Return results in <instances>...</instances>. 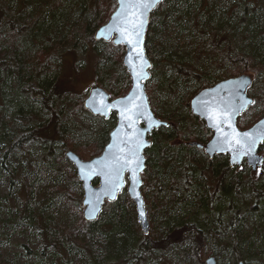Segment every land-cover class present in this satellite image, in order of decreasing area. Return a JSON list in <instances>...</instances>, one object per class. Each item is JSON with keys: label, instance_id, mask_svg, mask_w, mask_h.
Instances as JSON below:
<instances>
[{"label": "trees", "instance_id": "1", "mask_svg": "<svg viewBox=\"0 0 264 264\" xmlns=\"http://www.w3.org/2000/svg\"><path fill=\"white\" fill-rule=\"evenodd\" d=\"M115 9L116 0H0V168L9 174L10 185L17 181L21 186L23 213L33 211L34 174L43 176L48 170L55 174V185L39 205L61 201L69 209L64 228L54 229L43 214L37 216L41 257L50 264L69 253L81 264H205L213 256L217 264H250L242 251L241 227L255 210L257 222L264 217V164L253 172L246 164L230 168L227 156L209 160L189 143L206 144L211 131L191 113L181 117L171 105L180 102L189 83L195 86L186 106L201 89L248 75L250 111L260 112L238 126L247 129L260 119L264 0H163L151 12L145 49L152 67L145 89L155 116L167 125L152 131L145 151L141 193L147 234L125 188L114 201L104 203L96 220L85 221L82 184L65 157L67 151L82 160L100 155L117 120L115 113L104 119L83 108L89 91H72L61 72L62 62L91 53L96 83L112 99L130 89L122 64L125 47L94 40ZM172 25L190 44L181 46L178 35L168 36ZM168 64L181 66L177 74H167ZM245 192L252 197L247 204L238 200ZM223 211L234 214L232 242L218 235L216 224ZM263 227L260 223L258 231ZM228 253H234V263L227 260ZM259 258L264 264L263 251ZM0 264H8L1 252Z\"/></svg>", "mask_w": 264, "mask_h": 264}, {"label": "water", "instance_id": "2", "mask_svg": "<svg viewBox=\"0 0 264 264\" xmlns=\"http://www.w3.org/2000/svg\"><path fill=\"white\" fill-rule=\"evenodd\" d=\"M162 1L116 0V9L109 20L96 31L94 40L125 47L122 64L130 77V89L124 96L110 99L102 87L91 88L83 101V108L104 119L115 113L116 125L99 156L84 161L73 151L65 153L82 184L83 219L88 222L96 220L104 203L114 201L126 187L144 234L149 231L141 193V174L146 169L144 152L151 146L148 135L167 125L153 113L145 89L152 67L145 49L146 32L151 12ZM145 3L147 7H144ZM140 21H143L142 27ZM134 24L139 31V43L135 42ZM130 40L133 43H129ZM251 82L248 75L230 77L201 89L191 98L192 114L204 121L207 129L212 131V137L205 145H189L204 148L210 160L214 156L226 155L230 168L240 166L245 160L246 165L255 171L264 163V157L259 154L260 146L264 144V114L246 130L239 129L237 125L238 118L253 103L246 93ZM95 179L98 180L97 185L93 184ZM205 264H217V261L210 256ZM236 264L246 263L239 261Z\"/></svg>", "mask_w": 264, "mask_h": 264}, {"label": "rangeland", "instance_id": "3", "mask_svg": "<svg viewBox=\"0 0 264 264\" xmlns=\"http://www.w3.org/2000/svg\"><path fill=\"white\" fill-rule=\"evenodd\" d=\"M166 32L168 36L178 35V29L174 27V25L169 26ZM177 40H179L181 46L190 44V40L186 39L185 33L179 34ZM94 65L95 59L92 58L91 53L77 60H74V58L70 56V58L62 62L61 72L64 74L65 78L70 81L69 86L72 88V91L81 94L82 92L89 91L94 86L98 85L102 87L100 84L96 83ZM164 67L167 74L172 75L174 73L177 74L181 66L168 64ZM184 86L186 87L181 94L180 102L171 105V107H177L181 117L189 118V113L192 114V112L190 106H186V102L191 96L195 84L189 83ZM250 107L238 118L237 125L242 123V125L245 126L248 124L247 117L252 119L260 112V108L252 112L250 111ZM174 141L175 140L171 141V144H174ZM59 154L57 156H59ZM260 154L264 156V153ZM198 157L200 161L203 162V157L201 155ZM212 160L214 161V158ZM35 164L36 163L33 165L35 166ZM242 164H245V161H243ZM240 167H235V169H240ZM27 172L29 174L31 173L30 171ZM245 173L246 172H243V175ZM34 179L37 193L34 197L33 211L30 212L28 210L23 213L24 196L21 186L17 181L10 185L9 174L4 169L0 168V252L3 254L8 264H46V262L50 264L48 259H44V255L41 257L42 253L39 246L41 238L36 227L38 221L37 216L40 214H43V218L47 220V225L54 229H57L58 226L64 228L67 225L69 209L65 203L53 201L43 208L39 205V203H41V198L45 197L48 189H51L55 185V174L53 171L48 170L43 176L41 173L34 174ZM243 186L246 187L245 184H243ZM242 196L243 197L238 199L241 200L242 203L247 204L251 202L252 197H248V192H245ZM241 202L237 201V204L240 205L242 204ZM182 207L183 209L181 210L186 211L185 206ZM255 212L257 211L255 210ZM255 212L253 211L252 214L249 213L247 215L245 224L241 227L245 239L242 244V251L250 264H260L259 255L261 251L264 252V227L262 231H258L260 223L264 224V217L257 222L256 215L258 212ZM221 214H223L222 220L219 221V224H216L218 235L224 241L232 242L233 230L231 229V220L234 214L233 212L226 213L224 211ZM257 232H259V234H257ZM227 256L226 258L230 263L235 262L234 253H228ZM53 264H81V261L76 254L69 253L66 257L61 258L59 262ZM144 264H154V262L146 261ZM177 264H179V262Z\"/></svg>", "mask_w": 264, "mask_h": 264}, {"label": "snow or ice", "instance_id": "4", "mask_svg": "<svg viewBox=\"0 0 264 264\" xmlns=\"http://www.w3.org/2000/svg\"><path fill=\"white\" fill-rule=\"evenodd\" d=\"M151 2H157V0H151ZM147 6H148V4L145 3L144 7H147ZM142 26H143V21H140V27H142ZM133 34L137 37L135 42L139 43V31L136 30V25L135 24L133 25ZM129 43H133V41L130 40ZM244 135H248V134L245 133ZM237 142H239V141H237Z\"/></svg>", "mask_w": 264, "mask_h": 264}, {"label": "bare ground", "instance_id": "5", "mask_svg": "<svg viewBox=\"0 0 264 264\" xmlns=\"http://www.w3.org/2000/svg\"><path fill=\"white\" fill-rule=\"evenodd\" d=\"M193 97V96H192ZM112 114V113H111ZM81 158V157H80Z\"/></svg>", "mask_w": 264, "mask_h": 264}, {"label": "flooded vegetation", "instance_id": "6", "mask_svg": "<svg viewBox=\"0 0 264 264\" xmlns=\"http://www.w3.org/2000/svg\"><path fill=\"white\" fill-rule=\"evenodd\" d=\"M116 115V114H115ZM116 120H117V118H116Z\"/></svg>", "mask_w": 264, "mask_h": 264}]
</instances>
